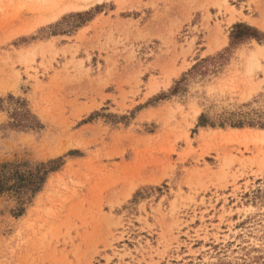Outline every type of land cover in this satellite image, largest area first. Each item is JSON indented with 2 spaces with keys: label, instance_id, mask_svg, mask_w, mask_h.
I'll use <instances>...</instances> for the list:
<instances>
[{
  "label": "rangeland",
  "instance_id": "obj_1",
  "mask_svg": "<svg viewBox=\"0 0 264 264\" xmlns=\"http://www.w3.org/2000/svg\"><path fill=\"white\" fill-rule=\"evenodd\" d=\"M63 2L0 0V165L63 160L0 264H264V0Z\"/></svg>",
  "mask_w": 264,
  "mask_h": 264
},
{
  "label": "trees",
  "instance_id": "obj_2",
  "mask_svg": "<svg viewBox=\"0 0 264 264\" xmlns=\"http://www.w3.org/2000/svg\"><path fill=\"white\" fill-rule=\"evenodd\" d=\"M82 14L75 15L81 17ZM259 32L246 25L235 26V33L232 36V43H241L248 39L258 38ZM252 117V116H251ZM200 125L206 127L209 125L208 120L204 115L199 119ZM224 123V124H223ZM229 123L233 128H244L246 126L264 128V124H258L255 118L248 116L240 117L239 119H229L223 122ZM215 126L214 124H210ZM63 165V160L56 159L48 162H22V163H5L0 165V196L8 194L15 197L17 200L19 216L25 212L24 206L33 202L35 197L43 190L48 176Z\"/></svg>",
  "mask_w": 264,
  "mask_h": 264
},
{
  "label": "bare ground",
  "instance_id": "obj_3",
  "mask_svg": "<svg viewBox=\"0 0 264 264\" xmlns=\"http://www.w3.org/2000/svg\"><path fill=\"white\" fill-rule=\"evenodd\" d=\"M66 2L64 3V5L62 7H58L59 9L53 13V15H51L47 21H51V20H55L57 19L61 14L65 13V12H70V11H78V10H83L85 8H88L89 6L93 5L94 3H97V2H101L102 0H65ZM60 5V4H59ZM61 6V5H60ZM136 166V164H135ZM153 165H149V163H146L142 166H138L137 167H141L144 169H147V170H151L150 168L152 167ZM132 169H135V170H140L136 167H133ZM131 174V173H130ZM132 175V174H131ZM128 176V175H127ZM131 180V178H130ZM144 182V181H142ZM141 183V182H140ZM135 184V183H134ZM134 184H130V186L127 188V191L129 193H131V191L133 192L135 190V187ZM129 193V194H130Z\"/></svg>",
  "mask_w": 264,
  "mask_h": 264
}]
</instances>
